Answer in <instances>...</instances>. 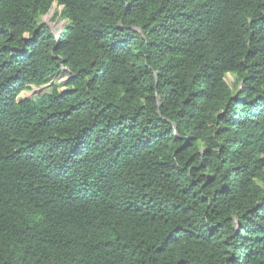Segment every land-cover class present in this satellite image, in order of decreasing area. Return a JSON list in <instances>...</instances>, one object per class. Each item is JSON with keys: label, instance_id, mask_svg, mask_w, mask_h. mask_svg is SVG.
<instances>
[{"label": "trees", "instance_id": "obj_1", "mask_svg": "<svg viewBox=\"0 0 264 264\" xmlns=\"http://www.w3.org/2000/svg\"><path fill=\"white\" fill-rule=\"evenodd\" d=\"M0 264H264V0H0Z\"/></svg>", "mask_w": 264, "mask_h": 264}, {"label": "rangeland", "instance_id": "obj_2", "mask_svg": "<svg viewBox=\"0 0 264 264\" xmlns=\"http://www.w3.org/2000/svg\"><path fill=\"white\" fill-rule=\"evenodd\" d=\"M62 14L63 7L54 4L50 12L41 18V23L47 26L56 37H59L68 25V21L63 18ZM235 80V76L228 75L227 81L230 85H233ZM67 81L68 75L64 73L60 78L55 79L47 85L31 87L30 90L23 92L19 99L36 100L42 96L51 95L54 92L56 86L59 87V91H64ZM38 89H41V91H38Z\"/></svg>", "mask_w": 264, "mask_h": 264}, {"label": "bare ground", "instance_id": "obj_3", "mask_svg": "<svg viewBox=\"0 0 264 264\" xmlns=\"http://www.w3.org/2000/svg\"><path fill=\"white\" fill-rule=\"evenodd\" d=\"M39 90L41 91V89H38V91H39Z\"/></svg>", "mask_w": 264, "mask_h": 264}, {"label": "water", "instance_id": "obj_4", "mask_svg": "<svg viewBox=\"0 0 264 264\" xmlns=\"http://www.w3.org/2000/svg\"><path fill=\"white\" fill-rule=\"evenodd\" d=\"M60 38V37H59Z\"/></svg>", "mask_w": 264, "mask_h": 264}]
</instances>
